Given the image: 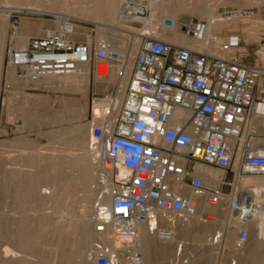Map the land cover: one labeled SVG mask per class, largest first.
<instances>
[{
	"label": "built area",
	"instance_id": "built-area-1",
	"mask_svg": "<svg viewBox=\"0 0 264 264\" xmlns=\"http://www.w3.org/2000/svg\"><path fill=\"white\" fill-rule=\"evenodd\" d=\"M249 12L229 9L219 16L231 24ZM120 15L137 30L129 74L128 55L93 32L78 41L69 16H53L54 27L28 38L24 46L19 44V18L10 17L3 66V94L8 95L37 91L45 79L79 74L92 63L96 74L100 65L106 66L99 84L107 85L112 71L119 81L128 75L123 90L117 83L115 92L104 95L110 102L108 113L92 128L98 160L110 173L101 178L93 206L94 232L101 236L90 251L94 264H145L143 229L172 241L179 223L216 220L227 196L225 186L232 195L237 180L252 177L264 185V135L260 127H251L264 119L260 51L254 52L251 65L222 56L241 46L240 35L212 32L200 18L162 16L156 32H142L151 20V7L144 0H122ZM163 30H175L194 45L169 42L159 33ZM120 92L122 100L111 119ZM199 164L230 171L232 180L225 175L208 186L196 170ZM240 226L238 243L244 245L249 231L243 221ZM183 249L179 242L170 264L190 262L183 259Z\"/></svg>",
	"mask_w": 264,
	"mask_h": 264
},
{
	"label": "bare ground",
	"instance_id": "bare-ground-1",
	"mask_svg": "<svg viewBox=\"0 0 264 264\" xmlns=\"http://www.w3.org/2000/svg\"><path fill=\"white\" fill-rule=\"evenodd\" d=\"M121 2L122 0H0V10L4 11L6 17H10L11 14L16 13L69 16L70 18L82 19L84 21H89V18L99 19L102 21L101 24L103 25V29H106L112 33L116 32L119 35L121 34L130 37V42L135 48L137 47L138 39L133 33H135L137 30L127 25H122L119 22L122 20L120 15ZM150 7L151 20L148 23H145L144 27L141 29V31L145 33L151 31L156 32L160 25L162 16H171L176 20L181 12L187 13L189 11L187 3L183 2L182 0H176L172 3H167L166 1L161 2L160 0H151ZM215 8V4L207 5L205 3L198 2L195 5V12L196 15L201 16L202 19L209 22V29L212 32H221L225 27H231V24L221 20L220 16L215 14ZM124 32L127 33L125 34ZM162 32V38L169 42L190 47L194 45L193 41L189 37L184 36L175 30H163ZM27 40L28 36L20 35L19 44L24 46L27 43ZM110 40L120 48V54L124 57L126 55L127 57L128 52H130L127 48V43L117 38H111ZM133 57L129 59L128 74L133 65ZM104 68H106L105 65H100V70L96 74L97 81H100L101 76L104 75ZM90 75V65L88 64L85 65L82 72L79 74L50 77L45 79L41 86L45 90L80 91L83 95H85L90 84ZM127 80L128 75L126 78L119 81L115 71H112L106 81L107 85L104 89L111 90L115 85H117V83H119V88L123 90L126 86ZM20 97L21 94L14 93L9 97L4 98L3 105L11 109V107L16 104ZM116 98L118 105L113 109L114 111L112 110L113 112L111 111V119L115 117V114L119 109L118 107L122 100V93H118ZM24 101V107L26 109L27 107L29 108L34 102L41 101L47 103L49 100L39 96H35L34 98L25 96ZM109 106L110 102L108 100L99 98L95 101L94 119L92 122H88L84 125H75L69 127L68 129L61 130L66 142L61 145L60 149L62 153L59 156L49 157L47 154V156H44L39 152V148L34 149V147L28 155L25 157L23 155L27 165L35 169L34 172L26 174L19 173L15 170L5 172V177L2 179L5 182L1 187L2 192L6 195L10 193L15 202L22 204H35V206L38 207L37 210L39 211L37 216L34 215V217H32L30 216V211L32 208L25 210L24 217L21 219L20 224L18 225L19 230L17 232H12V234H9L8 231L3 229L6 231V235H8L9 238L12 239L13 242H15V244L18 246V249L12 248L10 246H6L3 249V257H12L15 259L20 258L13 262V264H32L31 261L29 262L27 259L22 257H27V255L37 256L36 254H38L39 251V249L37 250V247L40 246H37V240L40 237L46 236L49 232L51 233V237L47 239L48 243H46V245H50L56 250L55 256L59 254L60 257L58 258V261L60 262L57 264H91L89 259H91L90 251L92 242L94 239H101L100 235L96 234L94 231H91L92 229L90 230V228H88L90 231L87 229V227H89V225H91L94 220V207L91 205L92 207L90 208L89 219H82L83 221L81 223H76V225L74 224V228L54 224L55 218L53 215H47L45 210L48 209V204H50L49 202L53 201L56 203L55 206L58 208H60L61 202L65 203L66 207H69L70 196H66L65 194L70 193L72 188L74 190L79 189L82 192V195L79 199L85 203H91L96 190L101 189V178L103 175L106 176V174L110 173L103 169L98 160L95 139L92 136V128L100 117L108 113ZM64 108L66 111L75 112L80 115L85 112V107L80 104L78 100H67V102L64 104ZM53 117L45 116L43 119L44 123L50 121V119ZM59 118V122L64 120L62 113L60 114ZM260 122H262V120L253 121L251 123V127H260ZM261 124L264 123L262 122ZM19 163L21 164V162ZM26 163L22 165L25 166ZM106 168H110V166L106 165ZM196 170L205 178L206 184L211 186L215 185L216 180H220L225 176L223 172H215L213 168L202 164L197 165ZM2 180H0V182ZM93 183L97 184L94 188ZM233 192L234 194L232 195L223 196V204L225 203V205H227V213L232 212L237 222V224H234L236 225L234 226L236 227L235 229H237L241 221H243L244 225L247 227L253 225L259 236V239L261 240L257 243L254 249L245 252L243 254V258L244 260H247L246 262L248 264H264V185L260 179L247 177L242 180H237L233 183ZM77 202L78 201L74 199V203L76 204ZM243 202L246 204H243ZM53 211V214L56 213ZM84 214L86 215V213ZM32 219L38 222V229L31 225ZM213 223L214 222H210V224ZM196 227L197 221L195 220L184 224L179 223L175 238L169 242L161 241L155 235H152L148 230L143 229L140 236V245L145 264H148L153 260L157 261V259L161 260L171 256V249L169 245L175 244L177 250L178 243L182 242L180 240L178 241L179 236L182 234L185 236L190 233H194ZM230 230H227V238H225L223 242L226 240H231L232 232H230ZM5 237L7 238V236ZM155 237L159 240V242L155 240ZM57 252L59 253L56 254ZM39 255V258H41L40 260L44 262H50V256L48 257L49 254L46 255L40 252ZM73 256L81 257V260L76 262L72 259ZM52 261L51 263H53ZM54 261L55 264L58 262L56 260ZM3 263L4 262H2L0 259V264Z\"/></svg>",
	"mask_w": 264,
	"mask_h": 264
},
{
	"label": "rangeland",
	"instance_id": "rangeland-1",
	"mask_svg": "<svg viewBox=\"0 0 264 264\" xmlns=\"http://www.w3.org/2000/svg\"><path fill=\"white\" fill-rule=\"evenodd\" d=\"M78 1H80V0H78ZM82 1H84V0H82ZM86 1H92V0H86ZM144 1L148 5H150L151 0H144ZM160 1L161 2L166 1L167 3H169V2L172 3L176 0H160ZM182 1L187 3V7L189 8V11L187 13L181 12L178 16L179 18H181V19H190V18L202 19V17L199 15H196V12H195V5L199 2V0H182ZM202 3H205L207 5L208 4L213 5L215 2L213 0H206V1H203ZM217 7H218V5H216L215 14L217 16H219V14L217 13V10H216ZM13 15L17 16L19 18L18 19L19 27L20 28L24 27L28 32H38L39 28H41V31H43V29H45V28L54 27L53 15L16 14V13H14ZM72 19L75 22V28H76V32H77V36L75 38L77 40L86 39V35L88 33H91V32H93V36L96 39L117 38V39L123 40L124 42L127 43V48L130 51L127 54L128 57L130 56L129 59L132 58L133 56H135L137 47H135L136 49L134 48V45L131 44V42L127 38V36H124L121 34L119 35L116 32L113 33L112 35L108 34L109 31L102 28L103 25L101 24V22H102L101 20L92 19V18H89V21H87V20L84 21L82 19H74V18H72ZM243 21L245 23H250L249 19H243ZM119 22L122 25H125V26L127 25L129 27L131 26V25L126 24L123 20H120ZM124 33L126 34L127 32H124ZM159 33L163 34L162 31L161 32L159 31ZM249 33H251L252 40L256 39V36H255L256 35V28L249 29ZM41 35L42 34H39V36H41ZM164 36H165V34H164ZM260 55H261V61L264 64V48H263V50L260 51ZM249 59L251 62H253L254 57L250 54ZM93 65H94V63H92L90 65V71H91L90 77H91V79H90V84H89L88 90H87L85 95H83L80 91H70V90L69 91H63V90L54 91V90H45L42 87L37 91H31V92L15 91L14 92V93H19V94H27L31 98H34L35 96H39L41 98H46L49 101L47 103H45L46 104L45 105V114H46V116H52V117L54 116V117L51 118L50 121H47L44 125L41 124L39 128H34L33 127L34 124L32 123V120L34 119L35 116H34L33 112H31V110H29V113L25 119L27 121V123L26 122L23 123L22 128L17 127L18 131H15L13 134H10L8 136L0 135V180L4 179L5 172L11 171V170L18 171L19 173H22V174L34 172L35 169L33 167L28 166L26 161H25V158H24L26 155H28L32 151L33 147H34V149L39 148V152L44 156L48 155L49 157L50 156L57 157L62 153V151L60 149L61 145H63V143L66 142L61 130L68 129L69 127H72L75 125H81V124L84 125V124H87L88 122L93 121L94 109L92 108V100L103 98L104 95L111 94V93L115 92V86H114L111 90H109V92L104 93L103 88H105L106 85L99 84V82L97 81L96 73L94 71ZM97 87L102 88V90L97 91ZM14 93L9 94V95L2 93V100H4V98H7V97L13 95ZM67 100H78L79 103L85 107V112H83L80 115V114H77L75 112L66 111L64 108V104L67 102ZM33 104H36V103L34 102V103H32V105ZM3 108H6V106L3 105ZM30 108H31V106L29 107V109ZM92 109H93V112H92ZM61 113L64 117L63 118L64 120L62 122H59L60 121L59 117H60ZM17 117L18 116H16L15 119ZM16 125H18V124H16ZM61 139H63V140H61ZM23 155H24V157H23ZM22 157L24 160L22 159ZM19 162H21V164ZM14 163H16L18 165L14 164ZM24 163H26L25 166L22 165ZM20 165H22V166H20ZM3 166H5V167H3ZM13 166H15V167H13ZM21 170H23V171H21ZM213 170H215V172H223L224 173V171H222L221 169H218V168H213ZM2 172H3V175H2ZM224 174L227 176V181L230 182L232 180L231 172L228 171ZM4 183L5 182L3 180L0 182V184H1V186H0V193H1L0 194V259L2 260V262H4L3 264H13V262H15L16 260H18L20 258L15 259L12 257H7V258L3 257V249L6 246H10L12 248L18 249V246L15 244V242H13L12 239L9 238L8 235H6V231H8L9 234H12V232H17L19 230L18 225L20 224L21 219L24 217L25 210L32 208L30 211L31 212L30 216H32V217H34V215L37 216L39 211L37 210L38 207H36L35 204H33V203H27V204L18 203V202H15L14 198L12 197V195L10 193H8L7 195L4 194L1 190V187L4 185ZM96 185L97 184L93 183V188ZM207 185L211 186L209 184H207ZM100 187H101V185H100ZM70 191H71L70 193L65 194L66 196H70L69 207H66L65 203L61 202L60 208H58L55 206L56 203L53 201V202H49L50 203V204H48L49 207H48V209L45 210V212L47 213V215H53V217L55 218L54 224L64 226V227L69 226V227L74 228L76 223L78 224V223H81L84 219L85 220L89 219L90 208L92 206H94V202L96 200L97 194L99 193V189L96 190L91 203H85L79 199L80 196L82 195V192L79 189L74 190L72 188V190H70ZM223 192L227 196L230 195L231 187L229 185L225 186L223 188ZM74 199H76L78 201L76 204L74 203ZM17 205H18V207H17ZM226 210H227V205H225V203L224 204L222 203L220 208H218V211L216 213V220L214 221L213 224L204 223V222L197 219V220H195V221H197V227L195 228L194 233L188 234L189 236L188 235L184 236L183 234L179 236L178 241L180 240L183 243H185L184 249H183V259H190V262L188 264H204V262H205V264L206 263L207 264H248L246 262L247 260H244L243 254L245 252H248V251L254 249L256 247L257 243L260 242L261 240L259 239V236H258V234L255 230V227L253 225L248 226V227L246 226L245 228L249 231V238L244 245H240L238 243V235H239V232H240L242 227L239 224L237 229H235L236 227H234V226H236V225H234V224H237V222H236L232 212L227 213L228 210L227 211ZM52 211L56 212V213L53 214ZM82 211H83V213H82ZM84 213H86L87 216ZM74 217L76 218V220ZM94 217L95 216H93V218ZM225 217H228V218H225ZM11 222H14V223H11ZM226 223H229V224H226ZM31 225L34 228L38 229L39 225H38V222L36 220L32 219ZM71 225H73V226H71ZM90 226H92V227H90ZM88 228H90V230L92 229L91 231H94V220H93V223L91 225H89V227H87V229ZM3 229H5L6 231ZM227 230L228 231L230 230V232H232V238L230 241L226 240L225 242H223L225 240V238H227L226 237V233L228 232ZM5 236H7V238H9V239H7ZM50 237H51V233L49 232V233H47L46 236L40 237L37 240V244H38L37 246L40 245L39 247H37V250L39 249L38 254H36L37 256L27 255L28 258L27 257H22V258L27 259L29 262L31 261L32 264H55L54 260L58 261L59 260L58 258L60 256L58 254L59 252H57L56 254H58V255L55 256L56 250L53 249L50 245H46V243H48L47 239H49ZM155 240H157L159 242V240L156 237H155ZM96 241H97V239H94L92 242V245ZM41 244L42 245L44 244L43 247ZM48 246H50L51 248ZM169 246L171 249V256H168L165 259H161V260L157 259V261L153 260L152 262H149L148 264H170L171 260L175 258L176 245L173 244V245H169ZM44 247H45V249H44ZM47 250L49 253L47 252ZM53 250H54V255H53ZM40 252L42 254H46V255L49 254L48 257L50 256V258H49L50 262H44V261L40 260L42 258L39 255ZM240 254H241V256H240ZM38 255L41 258H39ZM72 259L75 260L76 262H78L79 260H81V257L73 256ZM90 260L91 259H89V262L91 264H94L92 262V260L91 261ZM51 261L53 263H51ZM206 261H208V262H206ZM59 262L60 261L56 262V264ZM173 264H175V262H173Z\"/></svg>",
	"mask_w": 264,
	"mask_h": 264
},
{
	"label": "crops",
	"instance_id": "crops-1",
	"mask_svg": "<svg viewBox=\"0 0 264 264\" xmlns=\"http://www.w3.org/2000/svg\"><path fill=\"white\" fill-rule=\"evenodd\" d=\"M203 1L206 0H199V2H203ZM213 1L215 2L214 3L215 5H218L216 9L218 14L229 9L250 10L249 14L244 18V19H249L250 23H245L243 20L235 21L231 23V27H225L222 30V33L234 32L240 35L242 44L238 49L230 52L229 53L230 55L229 54L227 55L221 54V55L230 58L232 60L241 62L243 64H247V65L253 64L254 59L253 62H251L249 59V55L251 54L253 56L254 52L261 51L264 48V0H213ZM12 16L13 14H11L10 17ZM10 17H6L4 11L0 10V135H6V136L13 134L15 131H18L17 127L22 128L23 123L25 122L27 123L25 119L29 113V110H31V112H33L35 116L34 119L32 120V123L34 124L33 126L34 128H39L41 124L44 125L45 123L43 119L46 116L45 102H41V101L35 102L36 104L31 105L30 109L28 107L25 109L24 97L28 96L27 94H21V97L17 100L16 104H14L11 107V109H9L8 107L3 108L2 105L3 104V100H2L3 66H4L7 35L9 29V25L7 24H10ZM252 28H256V35H255L256 39L254 40H252L251 33H249V29ZM20 34L26 35L28 36V38L38 37L39 34H42V31L41 28H39L38 32H28L24 27H21ZM78 41H83V39H79ZM260 85L264 86V78ZM99 90L101 91L102 88L97 87V91ZM103 91L104 93L109 92V90H105L104 88ZM16 116H18L19 118L17 117L15 119ZM263 120L262 122L264 123ZM262 122H260V125L262 126V127L260 126V134L264 135V124H261ZM257 143H261V140H258Z\"/></svg>",
	"mask_w": 264,
	"mask_h": 264
},
{
	"label": "snow or ice",
	"instance_id": "snow-or-ice-1",
	"mask_svg": "<svg viewBox=\"0 0 264 264\" xmlns=\"http://www.w3.org/2000/svg\"><path fill=\"white\" fill-rule=\"evenodd\" d=\"M120 211H124L123 209H121Z\"/></svg>",
	"mask_w": 264,
	"mask_h": 264
}]
</instances>
